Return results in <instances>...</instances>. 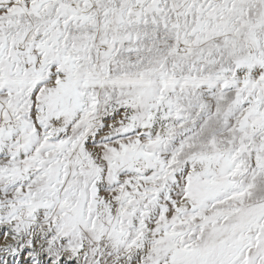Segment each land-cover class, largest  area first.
I'll return each instance as SVG.
<instances>
[{
    "label": "snow or ice",
    "instance_id": "6c2138e0",
    "mask_svg": "<svg viewBox=\"0 0 264 264\" xmlns=\"http://www.w3.org/2000/svg\"><path fill=\"white\" fill-rule=\"evenodd\" d=\"M0 264H264V0H0Z\"/></svg>",
    "mask_w": 264,
    "mask_h": 264
}]
</instances>
